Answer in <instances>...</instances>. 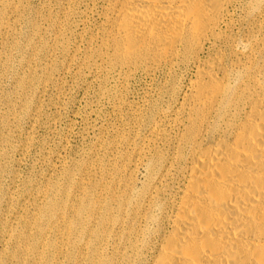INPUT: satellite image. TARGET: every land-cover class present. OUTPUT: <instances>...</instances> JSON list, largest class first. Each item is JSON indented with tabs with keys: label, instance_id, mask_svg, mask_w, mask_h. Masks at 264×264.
Instances as JSON below:
<instances>
[{
	"label": "rangeland",
	"instance_id": "374dc122",
	"mask_svg": "<svg viewBox=\"0 0 264 264\" xmlns=\"http://www.w3.org/2000/svg\"><path fill=\"white\" fill-rule=\"evenodd\" d=\"M7 1L3 23L12 30L0 41V264H135L134 249L145 254L152 244L150 233L140 231L151 173L135 169L124 149H111V135L134 126L143 131L151 113L160 121L164 112L181 110L195 67L151 77L141 70L129 80L79 75L106 0ZM243 4L234 10L229 52L244 51L240 40L264 29L249 14V0ZM174 89L178 94L167 100ZM120 100L142 118L133 122L117 113ZM93 168L107 178L104 187L88 184ZM54 207L64 214H54ZM97 252L100 259H93Z\"/></svg>",
	"mask_w": 264,
	"mask_h": 264
},
{
	"label": "bare ground",
	"instance_id": "6f19581e",
	"mask_svg": "<svg viewBox=\"0 0 264 264\" xmlns=\"http://www.w3.org/2000/svg\"><path fill=\"white\" fill-rule=\"evenodd\" d=\"M244 1L106 0L98 14L77 74L129 80L141 70L151 77L195 67L181 110L164 112L160 121L151 113L143 116V131L134 126L111 135V149H124L135 169L151 173L140 231L150 233L152 244L145 254L134 249L135 264H264V29L240 40L244 51L227 50L235 38L234 10ZM249 2V14L264 24V0ZM7 7L4 0L0 41L12 30L3 23ZM117 105L127 120L142 118L123 100ZM166 126L179 135L167 134ZM88 173L89 185L104 187L100 168ZM52 212L64 214L58 207ZM22 254L49 262L36 250Z\"/></svg>",
	"mask_w": 264,
	"mask_h": 264
}]
</instances>
